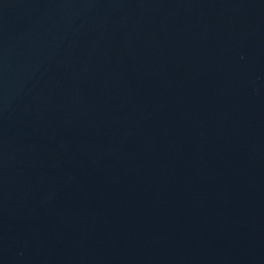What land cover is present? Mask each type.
<instances>
[{"label":"water","instance_id":"water-1","mask_svg":"<svg viewBox=\"0 0 264 264\" xmlns=\"http://www.w3.org/2000/svg\"><path fill=\"white\" fill-rule=\"evenodd\" d=\"M0 264H264V0H0Z\"/></svg>","mask_w":264,"mask_h":264}]
</instances>
